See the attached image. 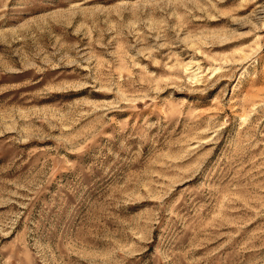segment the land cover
<instances>
[{
	"label": "rangeland",
	"instance_id": "obj_1",
	"mask_svg": "<svg viewBox=\"0 0 264 264\" xmlns=\"http://www.w3.org/2000/svg\"><path fill=\"white\" fill-rule=\"evenodd\" d=\"M0 264H264V0H0Z\"/></svg>",
	"mask_w": 264,
	"mask_h": 264
}]
</instances>
